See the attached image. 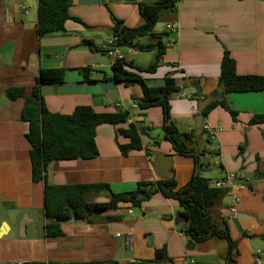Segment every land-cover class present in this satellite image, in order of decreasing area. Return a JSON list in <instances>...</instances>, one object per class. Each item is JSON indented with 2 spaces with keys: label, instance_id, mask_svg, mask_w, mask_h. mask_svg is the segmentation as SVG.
I'll list each match as a JSON object with an SVG mask.
<instances>
[{
  "label": "crops",
  "instance_id": "obj_1",
  "mask_svg": "<svg viewBox=\"0 0 264 264\" xmlns=\"http://www.w3.org/2000/svg\"><path fill=\"white\" fill-rule=\"evenodd\" d=\"M38 1L0 0V264H128L151 260L161 248L177 263L226 264L228 240L219 236L200 242L191 239L182 231L185 222L177 221L180 202L161 192L140 207L121 202L117 209L58 220L62 233L47 235L46 182L108 184L110 189L94 188L89 195L92 201L106 202L111 192L134 191L141 182L161 179L153 165L155 151L172 155L177 188L196 175L213 181L236 174L244 186L227 191L215 204L213 216L235 241L237 264H264V178L257 175V170L264 171V124L252 122L254 115L264 113V91L229 92L225 99L236 116L218 105L204 117L221 130L210 145L217 156L210 165H199L194 155L179 154L166 138L156 143L141 133L144 126L164 128L165 117L161 106L134 107L133 98L144 95L139 84L114 80L112 61L85 64L93 51L84 41L99 47L108 36L90 27L114 28L117 21L131 28L141 26L145 23L141 4L158 0H71L69 13L82 22L69 19L66 32L45 36L38 30ZM162 14L167 23H178V33L164 36L166 50L157 70L140 74L152 87L163 86L168 75L176 79L180 91L170 98V121L180 132L197 134L194 82L199 81L203 96L217 91L225 51L235 59L239 74L264 75V0H181L175 12ZM165 32L166 26L158 29L156 25L153 30L154 34ZM172 40L174 44L169 45ZM155 41L153 35L139 39L141 44ZM118 47L127 61L141 67H148L158 51L156 45L148 50ZM85 66H91L90 81L81 71ZM46 68L66 70L63 83L41 86L51 112L71 114L77 106L86 105L98 113L129 110L131 116L125 123L97 126V156L51 161L45 178L35 179L23 110L40 70ZM13 87L24 88V96L11 99L8 91ZM130 123L139 129L143 147L123 154L120 144L130 139L118 130ZM187 143L196 153L206 154L203 138ZM233 194L240 200L235 213H230ZM127 233L132 237L130 246L125 243Z\"/></svg>",
  "mask_w": 264,
  "mask_h": 264
},
{
  "label": "trees",
  "instance_id": "obj_2",
  "mask_svg": "<svg viewBox=\"0 0 264 264\" xmlns=\"http://www.w3.org/2000/svg\"><path fill=\"white\" fill-rule=\"evenodd\" d=\"M38 5V30L41 36L66 32V21L69 19L82 22L79 18L69 13L71 0H39ZM178 2L176 0H158L154 3L141 4V15L145 23L138 27H127L121 21H117L115 34L118 46H133L140 50L158 48L155 60L148 67L135 65L127 59H119L112 63L113 79L126 85L139 84L143 89V97L133 100L139 109L146 110L154 106L163 109L166 131V139L169 140L176 152L181 155H194L200 165V156L204 151L196 153L195 148L189 146L187 140L202 138L205 134H189L180 132L174 123L170 121V98L180 91L176 79L168 75L164 79L163 86H149L142 72H155L162 61L166 45L163 41L168 33L154 34L153 30L161 19L164 11L175 12ZM153 35L155 42L141 44L139 39ZM85 45L93 43L85 40ZM135 68L137 72L131 70ZM84 79L90 78L91 66L81 68ZM66 70L64 68L41 69L32 88L30 95L26 96L23 110V119L29 123L27 139L31 144L30 156L33 164L35 179H44L45 172L51 161L70 160L78 158H93L98 155L96 144V128L100 124L125 123L131 116L129 110L119 109L115 113H98L91 106L79 105L71 114L51 112L42 97L41 86L44 84L58 85L64 82ZM195 83V82H194ZM219 96L215 98L203 111L206 117L213 108L218 105L225 107L233 117L237 112L232 109L225 99L229 92L264 91V75L239 74L235 59L229 51H225L221 62L219 75ZM25 89L13 87L8 91L11 99L24 96ZM196 96V94H195ZM253 124H264V113L254 115ZM119 134L130 141L120 144L123 154L131 150L142 149V139L135 123H130L127 128H119ZM207 139V137H206ZM208 140V139H207ZM158 143V142H156ZM216 151H213L214 154ZM149 155L152 152L147 150ZM259 178H264V171L257 170ZM94 188H109L108 184L99 185H45V214L48 219L46 230L48 236H56L62 233L58 220L66 218H83L95 213L117 209L119 203H131L133 207H140L142 203L154 193L161 192L166 197L174 198L180 202L181 213L185 216L182 231L196 242L204 241L212 236L225 238L229 242V251L226 264H237L236 243L229 230L221 227L213 216L215 204L227 193V189L215 188L211 181L201 175L193 176L182 188H177V182L173 176L167 179H159L155 182H141L134 191L113 193L109 201L95 202L89 199ZM32 264H79V263H45L33 262ZM91 264V263H85ZM105 264H118L109 261ZM128 264H184L177 263L167 256L165 248L157 249L155 257L151 260L135 261Z\"/></svg>",
  "mask_w": 264,
  "mask_h": 264
},
{
  "label": "water",
  "instance_id": "obj_3",
  "mask_svg": "<svg viewBox=\"0 0 264 264\" xmlns=\"http://www.w3.org/2000/svg\"><path fill=\"white\" fill-rule=\"evenodd\" d=\"M91 30L96 32L105 33L108 35H114L115 30L111 27H104V26H95L90 27ZM91 49L93 51V57L86 61V65H94L97 63L105 64L108 63L110 60L109 58L101 52L96 45H92ZM195 89H196V97L198 101V110L199 113L195 117L196 122V129L197 134H202V123L204 121L203 111L204 109L215 99L219 96V92L215 91L210 93L207 96H203L201 87L199 85V81H195L194 83ZM141 133L145 136H147L149 139L160 142L166 137V131L162 127H156V128H148V127H142ZM153 165L155 172L161 179H167L171 177L174 173L172 170V155H166L161 152H153ZM177 221L178 222H184L186 220L185 216L180 212L177 214ZM193 246V243H190V248Z\"/></svg>",
  "mask_w": 264,
  "mask_h": 264
},
{
  "label": "built area",
  "instance_id": "obj_4",
  "mask_svg": "<svg viewBox=\"0 0 264 264\" xmlns=\"http://www.w3.org/2000/svg\"><path fill=\"white\" fill-rule=\"evenodd\" d=\"M176 1L179 3L181 0H176ZM178 28H179L178 23L176 21H171L167 23L166 25V32L175 35L178 33ZM173 44H174L173 40L169 42V45H173ZM118 48L119 47L117 45L116 38L113 37L112 35H108L107 38L103 42H101L98 47V49L101 52H103L109 58V60L112 61V63H114L115 61L119 59H125L124 54L121 51H119ZM134 107L138 108V105L135 103ZM220 130H221L220 128L213 127L207 121H203L202 131L205 132L208 142L206 143L207 152L206 154L202 155L200 158L202 165H210L211 159L217 156L216 154H212L210 145H211V142L216 138L217 133ZM215 164L219 165V161H216ZM211 185L215 188L227 189V191H231L234 188L244 186L242 182L238 181L236 174H233V173L226 175L222 179L211 181ZM239 200H240L239 197L233 194V204L229 208L230 213H235L236 205L239 202ZM131 212L132 210H129V213ZM117 236H120V234H117ZM124 238H125L126 245L130 246L132 242L131 234L129 233L125 234Z\"/></svg>",
  "mask_w": 264,
  "mask_h": 264
},
{
  "label": "rangeland",
  "instance_id": "obj_5",
  "mask_svg": "<svg viewBox=\"0 0 264 264\" xmlns=\"http://www.w3.org/2000/svg\"><path fill=\"white\" fill-rule=\"evenodd\" d=\"M166 23H167V21L165 18H163V14H162L160 21L157 23L158 29L164 28L167 25ZM202 138L205 140L206 143L208 142V140L206 138H204V135H202Z\"/></svg>",
  "mask_w": 264,
  "mask_h": 264
}]
</instances>
